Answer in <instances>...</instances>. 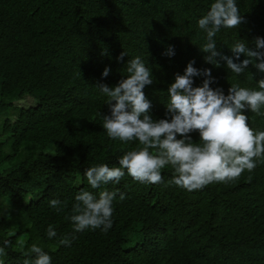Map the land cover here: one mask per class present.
<instances>
[{
  "label": "trees",
  "instance_id": "obj_1",
  "mask_svg": "<svg viewBox=\"0 0 264 264\" xmlns=\"http://www.w3.org/2000/svg\"><path fill=\"white\" fill-rule=\"evenodd\" d=\"M213 2L0 0V198L7 209L0 215V247L10 242L4 264H23L21 244L23 250L40 246L52 264H264V161L237 180L193 191L168 183L170 166L159 184L138 182L125 170L118 184L93 189L85 176L97 164L120 167L119 159L139 146L107 136L108 97L97 88L126 78L127 61L136 56L154 79L143 90L154 120L166 118L168 87L192 60L211 70V87L225 95L234 83L259 90L264 73L253 65L236 76L225 61L220 67L204 61L206 33L197 22ZM236 2L243 22L214 38L226 56L238 39L254 47L256 37L264 38V0ZM169 46L174 56L164 55ZM123 51L127 56L117 61ZM105 67L111 71L103 78ZM204 78L194 77L193 87ZM26 97L34 105L19 106ZM245 114L250 127L264 131V116ZM190 135L199 143L198 132ZM82 190L117 193L107 232L76 233L65 219ZM52 199L67 207L62 203L58 213ZM49 225L57 232L51 239ZM65 235L74 236L71 246L59 244Z\"/></svg>",
  "mask_w": 264,
  "mask_h": 264
},
{
  "label": "clouds",
  "instance_id": "obj_2",
  "mask_svg": "<svg viewBox=\"0 0 264 264\" xmlns=\"http://www.w3.org/2000/svg\"><path fill=\"white\" fill-rule=\"evenodd\" d=\"M243 22L236 0H214L205 15L198 19V27L206 33L201 51L204 61L220 67L225 61L227 68L240 76L249 65L264 73V38L256 37L254 47L244 40H236L230 51L232 56L218 50L215 37L222 28L237 29ZM166 56H174L169 46ZM241 55L246 58L240 60ZM127 56L121 52L116 58L123 61ZM219 58V59H217ZM190 61L184 73H177L168 87L165 117L154 120L150 115L152 104L144 93L146 86L154 82L151 69L140 56L127 61L126 78L116 86L99 84L97 88L108 97L110 115H103V128L113 140L139 141L136 149L127 151L118 161L120 167H109L101 163L85 169L88 184L93 189L109 183L118 184L127 174L141 183L163 182L162 172L170 166L174 172L170 185L188 191L199 190L213 182L228 183L237 180L247 170L252 172L257 164L264 161V131L250 127L246 111L255 116H264V79L257 81L258 89L241 87L234 83L225 95L221 87L212 88L216 83L210 69L199 70ZM111 69L105 67L102 77L109 76ZM203 76L202 85L193 87L194 77ZM198 132L199 143H193L191 133ZM181 138H177V136ZM117 193L101 191L98 195L82 190L75 196L70 216L74 232L100 229L107 232L112 227L113 201ZM120 200L125 198L120 194ZM67 202L59 199L49 201V206L59 213ZM48 238L57 236L49 225ZM74 236L65 235L59 244L71 246ZM9 241L0 247V257L7 255ZM23 264H52L51 256L40 246L33 244L23 250ZM0 264H4L0 259Z\"/></svg>",
  "mask_w": 264,
  "mask_h": 264
},
{
  "label": "rangeland",
  "instance_id": "obj_3",
  "mask_svg": "<svg viewBox=\"0 0 264 264\" xmlns=\"http://www.w3.org/2000/svg\"><path fill=\"white\" fill-rule=\"evenodd\" d=\"M32 105H34V100L29 98V97H26L24 100H22L19 103V106H21V107H29V106H32ZM2 139L4 140L5 137L3 136ZM6 150L7 149L5 148L3 151L6 152ZM5 167H8V163L7 162H5V164H2V168H5ZM3 200H4V198H0V215L1 216H3L7 212V209L5 208L6 206L2 205Z\"/></svg>",
  "mask_w": 264,
  "mask_h": 264
}]
</instances>
